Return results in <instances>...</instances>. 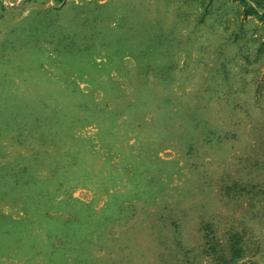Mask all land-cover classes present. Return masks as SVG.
<instances>
[{"label":"rangeland","instance_id":"rangeland-1","mask_svg":"<svg viewBox=\"0 0 264 264\" xmlns=\"http://www.w3.org/2000/svg\"><path fill=\"white\" fill-rule=\"evenodd\" d=\"M66 1L70 7L54 21L57 12L40 9L53 6L52 0H0V124L11 95L52 88L61 94L72 70L77 71L72 78L96 102L74 127L82 141L62 142L82 151L78 165L65 172L64 192L49 213L83 217V222L92 217L84 242L94 264H214L201 251L207 221L221 236L229 228L246 231L247 255L237 264H264V196L226 192L234 181L264 184V20L246 16L240 0L85 2L97 7L92 12ZM99 31L111 43L106 51L94 40ZM89 34L94 43L82 51ZM110 57L107 69L96 70ZM139 61L172 65L169 79L141 69ZM185 111L192 113L187 134L181 129ZM1 142L0 164L55 147L31 135ZM136 168L156 176L152 185L161 191L154 197L138 190V181L146 180ZM2 173L0 167V186ZM22 206L0 194L3 212L32 215ZM38 225L35 220L32 233ZM30 239L23 241L27 248ZM0 260L74 264L71 258L58 263L18 250L0 253Z\"/></svg>","mask_w":264,"mask_h":264},{"label":"trees","instance_id":"trees-1","mask_svg":"<svg viewBox=\"0 0 264 264\" xmlns=\"http://www.w3.org/2000/svg\"><path fill=\"white\" fill-rule=\"evenodd\" d=\"M45 1L41 0V2ZM52 1L54 2L53 6L40 9L45 12H57L53 18L54 21H57L61 12L64 13V10L70 6L67 5L66 0ZM93 1L96 2L95 4L103 5L105 3L99 2L100 0H83L81 3L73 0L71 5H74V7L80 6V11L91 10L92 12L97 7L86 5L85 2L92 3ZM240 1L245 5L246 16L255 14L264 20V0ZM1 7L2 10L6 8L3 1L1 2ZM85 23H87L86 20ZM103 36L105 35L102 31L95 32V38L90 34L84 35L83 38L86 40L80 49L83 51L91 48L94 43L93 38L96 41L97 37L100 51H106L111 43L108 38ZM111 61L113 60L110 57L109 62H105L106 64L103 63L101 65L96 62V70L104 71ZM139 62L141 63V61ZM140 67L145 70L163 72L166 79H169V72L172 69L170 64L162 67L161 65H155L153 62L141 63ZM81 71L85 72V69H81ZM76 73V70H72L66 77L67 83L62 88L63 93L61 94H56L55 89L52 88L53 90L51 89L50 92L46 91L45 94L37 93L31 96L13 94L9 97L11 104L8 107L9 109H7L8 113H6L5 119H2L0 124V146L2 144L1 138L9 136L23 140L25 136L31 135L49 140L55 144V147L50 150L36 148L30 154L21 156V159L7 160L0 164L3 169L4 179V185L0 186V194L5 193L12 197L14 201L22 202L23 211L26 214L32 213V215L24 216L25 218H15L0 210V253L2 255L18 250L29 254L31 257L46 258L48 261L58 263L69 258L74 264H92V261L93 264L95 263L96 259L94 256L92 261L87 256L90 251L87 249L86 241L84 242L86 236L84 230L88 227L87 224L93 221L92 217L85 216L86 218L83 222V217L62 218L52 215L48 211L54 200L64 192L62 190L66 179L64 174L68 170L71 171L72 166L78 165L79 154L82 151L81 148L64 147L62 142L72 139L82 141V138L74 136V127L80 123L82 111L92 109L93 104L96 106V102H91L92 100L88 98L87 94L76 83V80L72 78V74ZM106 78L105 81L110 80L109 77ZM48 80L53 81L51 77ZM163 101L167 103L169 98L166 97ZM163 101H159L158 108L163 106ZM131 105L133 103H129V105L124 103L123 107L128 108ZM99 109L103 110L100 107ZM189 110L190 108L186 111L188 112ZM186 111L184 114H187L185 116V119H187L181 124V129L183 133L187 134V132H192V113H187ZM171 117L172 114L169 120ZM87 150L93 151L92 146ZM47 165L52 166L51 171L47 174H41V169ZM144 171L136 168L134 172L140 175V179L143 180L141 176L143 175L146 180L142 181V183L138 181L140 185L138 190L148 193L147 197L152 198L161 189L152 185L156 181V176H148ZM226 192L233 197L252 195L250 198H253L254 195L264 196V184L249 185L241 181H234L233 184L227 186ZM124 209L120 210L121 216L125 213L126 209ZM32 216H36L35 220L39 223L37 226L38 230L34 233L31 232L36 227H33L35 220L32 219ZM105 221L108 222L109 218ZM42 222H45V224H42ZM201 229L203 232L201 251L210 257L214 264H237L240 259L247 255L244 239L245 230L229 228L226 230V234L221 236L214 228V225L208 221L203 222ZM99 235L100 233H98ZM28 236L32 237V239L28 240L30 243L29 248L23 244V241L25 242ZM56 237L59 238L58 244L53 242ZM2 262L0 260V264Z\"/></svg>","mask_w":264,"mask_h":264}]
</instances>
